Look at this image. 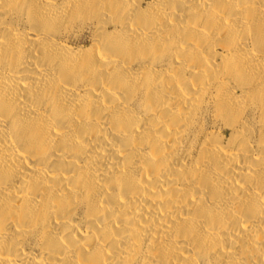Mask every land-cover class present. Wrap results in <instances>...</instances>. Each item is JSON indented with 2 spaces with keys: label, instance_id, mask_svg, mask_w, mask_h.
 Instances as JSON below:
<instances>
[{
  "label": "bare ground",
  "instance_id": "obj_1",
  "mask_svg": "<svg viewBox=\"0 0 264 264\" xmlns=\"http://www.w3.org/2000/svg\"><path fill=\"white\" fill-rule=\"evenodd\" d=\"M0 264H264V0H0Z\"/></svg>",
  "mask_w": 264,
  "mask_h": 264
}]
</instances>
